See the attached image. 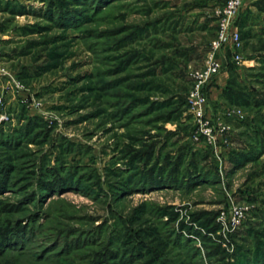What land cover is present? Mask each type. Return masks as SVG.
I'll use <instances>...</instances> for the list:
<instances>
[{
  "label": "rangeland",
  "instance_id": "374dc122",
  "mask_svg": "<svg viewBox=\"0 0 264 264\" xmlns=\"http://www.w3.org/2000/svg\"><path fill=\"white\" fill-rule=\"evenodd\" d=\"M223 1L0 0V264H264V0L204 88L216 144L187 101Z\"/></svg>",
  "mask_w": 264,
  "mask_h": 264
},
{
  "label": "built area",
  "instance_id": "2783aa9c",
  "mask_svg": "<svg viewBox=\"0 0 264 264\" xmlns=\"http://www.w3.org/2000/svg\"><path fill=\"white\" fill-rule=\"evenodd\" d=\"M243 1L224 0L222 5L215 7L213 12L216 24L215 37L209 44L203 66L190 74L191 86L187 101L194 119L200 124V134L211 144H216L217 140L209 125L204 88L220 74L226 61L235 63L242 61L243 42L237 20ZM225 116L240 118L241 113L232 110L227 111ZM218 130L220 133H224L227 128L223 126ZM242 217L243 211L241 209H231L228 219L230 227H238Z\"/></svg>",
  "mask_w": 264,
  "mask_h": 264
},
{
  "label": "trees",
  "instance_id": "16d2710c",
  "mask_svg": "<svg viewBox=\"0 0 264 264\" xmlns=\"http://www.w3.org/2000/svg\"><path fill=\"white\" fill-rule=\"evenodd\" d=\"M55 1L58 2V0H55ZM8 208H12L14 210H18L17 207H12V206H6V208H4V209L7 210ZM7 224H9V223H7ZM9 225H0V242H2V243H4L8 239L9 236H11L12 234H15L14 231L19 232V233L22 231V229L19 231L18 228H14V231L12 232L13 228L10 229Z\"/></svg>",
  "mask_w": 264,
  "mask_h": 264
}]
</instances>
